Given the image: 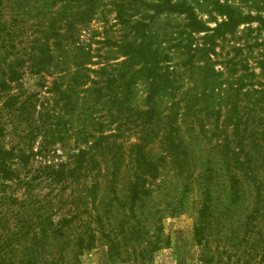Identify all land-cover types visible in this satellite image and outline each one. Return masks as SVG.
Returning <instances> with one entry per match:
<instances>
[{
	"label": "trees",
	"instance_id": "1",
	"mask_svg": "<svg viewBox=\"0 0 264 264\" xmlns=\"http://www.w3.org/2000/svg\"><path fill=\"white\" fill-rule=\"evenodd\" d=\"M170 173L199 264H264V0H0V264L146 263Z\"/></svg>",
	"mask_w": 264,
	"mask_h": 264
},
{
	"label": "rangeland",
	"instance_id": "2",
	"mask_svg": "<svg viewBox=\"0 0 264 264\" xmlns=\"http://www.w3.org/2000/svg\"><path fill=\"white\" fill-rule=\"evenodd\" d=\"M109 18L111 19V17ZM95 24L99 27L102 26V24ZM29 83H32V80L29 81ZM169 176V180L171 181L168 183L170 191L159 194L161 192L160 191L154 195V203L158 205L157 208L166 211L163 213L161 223L163 225L164 234L169 238V246L153 254L152 258L146 263H139L133 260L135 257L134 255H124L125 257L123 256V260L112 259L111 261L108 258L107 247L104 244L99 243L96 248L80 257L81 264H199V248L197 247L193 237V225L195 218L193 209L189 205L187 210L184 209L180 211L177 209L173 214H170L169 209L176 205L174 201H171L172 206L170 208H165L168 201L165 194L168 193L170 196H177V193L173 192V190L180 189V186H178L177 183L178 181L175 180L174 177L172 178L171 173ZM191 201L192 196H189V204ZM112 223L114 225L117 224L113 220ZM233 259L236 261L235 258ZM244 260L249 261V264L258 263V257L254 255H252L251 258Z\"/></svg>",
	"mask_w": 264,
	"mask_h": 264
}]
</instances>
